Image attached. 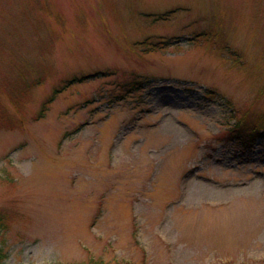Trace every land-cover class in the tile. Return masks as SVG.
<instances>
[{"label": "rangeland", "instance_id": "rangeland-1", "mask_svg": "<svg viewBox=\"0 0 264 264\" xmlns=\"http://www.w3.org/2000/svg\"><path fill=\"white\" fill-rule=\"evenodd\" d=\"M245 119L264 0H0L1 264H264Z\"/></svg>", "mask_w": 264, "mask_h": 264}, {"label": "trees", "instance_id": "trees-1", "mask_svg": "<svg viewBox=\"0 0 264 264\" xmlns=\"http://www.w3.org/2000/svg\"><path fill=\"white\" fill-rule=\"evenodd\" d=\"M85 77V76H83ZM73 80L79 79L78 77L72 78ZM82 80V78H80ZM70 82V81H69ZM58 89H55L54 94L47 100L48 102L53 101ZM264 138V122L261 120H241L236 123L229 133L227 134V139L234 145L241 148H251L258 142V140ZM7 228L6 218L0 216V237L3 231ZM4 260V255L2 254V249L0 248V264ZM78 264H105L103 260L90 258L87 262H82Z\"/></svg>", "mask_w": 264, "mask_h": 264}]
</instances>
